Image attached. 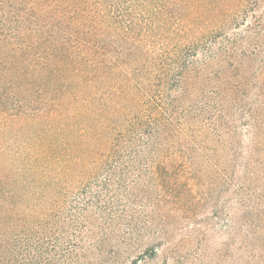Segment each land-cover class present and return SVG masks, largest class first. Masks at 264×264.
Listing matches in <instances>:
<instances>
[{"label": "trees", "instance_id": "1", "mask_svg": "<svg viewBox=\"0 0 264 264\" xmlns=\"http://www.w3.org/2000/svg\"><path fill=\"white\" fill-rule=\"evenodd\" d=\"M260 1L0 0V264H57L61 244L66 264H80L74 250L92 253L89 239L117 241L143 165L161 174L159 196L180 201L185 185L162 164L187 155L173 149L200 123L236 171L232 261L264 264V15L219 35L217 49L195 37ZM108 163L99 192H85L97 217L78 207L63 233L50 226L61 181L97 180Z\"/></svg>", "mask_w": 264, "mask_h": 264}, {"label": "rangeland", "instance_id": "2", "mask_svg": "<svg viewBox=\"0 0 264 264\" xmlns=\"http://www.w3.org/2000/svg\"><path fill=\"white\" fill-rule=\"evenodd\" d=\"M263 15L264 0L253 6L246 14L239 15L237 19L228 18L226 27H221L219 24L207 27V30L204 27L195 37L205 38V44L217 49L219 41L222 40H215L219 35L225 34L231 38L236 37V34L242 35L248 28L247 24L253 25L254 18ZM189 38H193V35ZM211 40H215L216 43L210 42ZM244 123L246 122H241L239 118L236 123L237 128L247 134L252 129L243 126ZM205 129L206 132L210 130L200 123L189 130L190 136L186 134L188 140L186 143L182 146L175 145L173 151L178 154L187 152V155H183L186 158L181 156V159H177L174 163L162 164L166 167V170H162L163 174L167 175L168 181L185 185L182 188L181 200L159 196L158 189L152 184V181L157 180L156 178L161 175L152 173L158 172L157 167L152 164L141 166L140 169L146 175L142 181L139 179L137 186L139 197L134 204L136 212L127 210L126 219L123 220L126 225L117 241L89 239L86 246L93 251L85 257L83 250H74L75 258L79 259L80 264H234L232 261L234 258L231 257L238 254L239 247L231 234L229 222L233 219L237 205L234 200L237 188L236 171L224 152L223 142L218 143L213 137H205V135L204 138L202 137V130ZM245 142L250 143V137H246ZM111 167L113 166L110 163L104 165L103 172L97 176V180H91L87 175L68 179L67 182L64 178L65 181H61L60 184V194L51 197L44 211L49 225L57 226V231L63 233L61 227L68 228L70 220L72 221L76 214L79 215V212L75 211L78 207L89 209L92 215L97 217L95 208L89 207V201L93 198L90 193L85 192L97 194L99 188L93 182L102 183ZM117 168L122 171H134L129 165L120 166L119 163ZM259 183L257 190H261L259 188L264 186V180ZM85 184L86 189L81 190ZM121 192L118 194L119 199L122 197ZM47 193L50 195L51 191L48 187H44V194ZM103 199L107 200L105 197ZM127 201H122V204H129ZM102 204L105 205V202ZM261 210L264 213V203ZM78 217L76 216L77 219ZM133 220L135 221L132 224ZM75 228L74 235L78 234ZM160 228L165 231V235L164 231L160 235L157 233ZM59 238L68 240V236L64 235ZM66 246L60 245L57 264H66L63 260L65 256L63 249ZM223 254L227 257H222Z\"/></svg>", "mask_w": 264, "mask_h": 264}]
</instances>
